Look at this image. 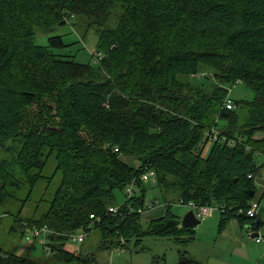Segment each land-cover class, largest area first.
<instances>
[{
	"label": "trees",
	"instance_id": "16d2710c",
	"mask_svg": "<svg viewBox=\"0 0 264 264\" xmlns=\"http://www.w3.org/2000/svg\"><path fill=\"white\" fill-rule=\"evenodd\" d=\"M66 25L95 31L91 60L63 51L73 44L63 34L49 35ZM237 83L252 96L232 97L227 109V87ZM212 127L216 140L206 136ZM11 139L21 143L13 161L0 158V206L23 183L33 188L52 156L60 180L47 210L22 213L27 193L14 213L24 235L31 225L54 231L42 242L47 258L0 246V264H94L98 247L148 250V236L180 245L175 264H202L186 249L196 230L182 225L167 194L176 190L188 207L222 206L219 230L230 219L257 226L246 209L264 170L256 160L264 153V0H0V145ZM148 169L167 201L143 223ZM93 229L94 250L65 248L63 232ZM159 256L151 264H165Z\"/></svg>",
	"mask_w": 264,
	"mask_h": 264
},
{
	"label": "rangeland",
	"instance_id": "374dc122",
	"mask_svg": "<svg viewBox=\"0 0 264 264\" xmlns=\"http://www.w3.org/2000/svg\"><path fill=\"white\" fill-rule=\"evenodd\" d=\"M83 29V26L80 27L77 25L76 28H73V25H66L57 32L50 33L49 35L56 33L63 34V38L66 43H73L72 45L66 46L63 51L68 50L75 52L76 60L86 62L92 58L91 52L95 47L97 35L92 28L86 29L85 32H83ZM47 37V34H37L35 36V40L39 44H45L47 43ZM230 96H235V98H250L252 96V91L246 88L243 84L237 83L235 85H231ZM220 121L225 122L224 119ZM20 143V140L11 139L8 141V145H10L9 148L0 145V158H7L9 162L13 161L20 147ZM210 145L211 141L206 144V151L209 149ZM256 160L259 163L264 162V153L257 154ZM128 162L132 163L134 166L139 164L138 159H134L132 161L129 160ZM11 164L15 165V163ZM54 168L55 161L52 156L44 167V176H42L39 181L36 182V185L33 188H29L28 183H23L18 189L15 190L8 189L9 186H7V190H11L9 192V194L11 193V196L8 198V201L5 205L0 206V246L5 250L18 254L29 255L38 260H45L47 258V246L44 245L40 239H26L22 227H20L15 220L14 213H16L18 208L21 206L22 200L27 195V193L29 194V198L26 201L25 207L22 209V213H26L27 215L33 212L34 209H32V206H39V208L36 209L37 213L48 209L49 201L54 194V191L60 180V176L55 173ZM144 188L146 204L148 205V202H151L153 203V208H155L146 209V212L149 211L147 214L157 217L159 216L157 207L161 206L162 214L163 209H165L164 205L167 199L161 192L159 186L156 185V177L149 178L148 180L144 181ZM137 191H140V189L137 188ZM115 195L117 200L121 199L122 197L125 198L124 190L115 191ZM167 198L168 201L171 202V208L175 213L183 216L185 212L188 211L189 207L177 200L176 190L169 192L167 194ZM214 210V208L211 209L212 213L214 212V214L217 215V210ZM20 216H22V214H20ZM145 216L142 217L143 223L151 219H146ZM205 220V218L201 219L203 222ZM97 239L98 231L93 229L89 232L88 236L85 235L83 242L79 243L77 241L68 240L65 241L64 246L70 250L84 249L85 251H92L98 245ZM208 241L211 243L210 239H208ZM210 243L207 242V244ZM143 244L148 246L149 249L136 251L133 248L122 249L120 247H98L95 252L94 264H151L154 255H160V262L162 261L165 264H175L177 262V248L180 247V245L178 246L170 239L154 238L148 236L144 238ZM197 244L198 245H195V248L196 251L199 252V247L202 245V240H200ZM260 245L264 247V241H262ZM186 249L188 252L190 251L189 243L186 246ZM211 251H213V249H211ZM214 251V253H217L219 249L216 248ZM161 257H164V260H161ZM213 258L217 259L216 257ZM234 259L236 258L230 260L233 261ZM49 263L56 264L54 260L50 261ZM232 264H238V260L236 262H232Z\"/></svg>",
	"mask_w": 264,
	"mask_h": 264
},
{
	"label": "crops",
	"instance_id": "0c3cea01",
	"mask_svg": "<svg viewBox=\"0 0 264 264\" xmlns=\"http://www.w3.org/2000/svg\"><path fill=\"white\" fill-rule=\"evenodd\" d=\"M255 183L257 191L254 197L259 200L258 223L256 227L252 229H247L246 227L242 228L236 219H230L226 222L223 229L219 230V214L216 210L214 211L217 212V215H215L214 212H210L209 215L200 218H205L206 220L204 222L200 221V223H198L199 225L196 224L194 226L196 237L189 243V252L202 264H232V262H236L237 260L238 264H264V247L260 245L262 241H255L253 235L254 231L256 232V230H259L262 237L264 236V181L260 175L255 178ZM123 200L124 197L119 199L118 202L121 203ZM151 208L153 207L146 209ZM146 209L141 212L142 217L149 213V211L146 212ZM157 209L159 212L158 214L161 215V206L157 207ZM153 217L155 216L149 214L145 216L146 219ZM208 239L211 240V243ZM200 240H202V245L199 247L198 252L196 251L195 245H198L197 243ZM207 242L211 245L207 244ZM216 248H218L219 251L214 253ZM211 249H213V251H211ZM233 258L236 259L231 261L230 259Z\"/></svg>",
	"mask_w": 264,
	"mask_h": 264
},
{
	"label": "built area",
	"instance_id": "2783aa9c",
	"mask_svg": "<svg viewBox=\"0 0 264 264\" xmlns=\"http://www.w3.org/2000/svg\"><path fill=\"white\" fill-rule=\"evenodd\" d=\"M227 91L228 93L226 94L224 98L222 106L227 109H233L235 108L236 104L233 101L232 97L230 96L231 87H227ZM219 135H220L219 130H217L214 127L206 131V136L208 137L209 140H216L219 138ZM221 138L225 139L224 136H221ZM260 176L264 181V171L261 172ZM142 178H144L145 180H148L149 178H155V171L152 169H148L144 174H142ZM132 186H133V183L126 186V196H127L126 198L132 195L133 193ZM188 205L190 206V208L194 210L198 218H203L209 215L210 212H212L211 211L212 208H214L215 210H218L220 207H222L217 204L196 205L194 202H189ZM149 207H153V204H151L150 202H148V205H147V208ZM258 209H259V200L258 198L253 197L248 203L246 214L250 217H253L255 221H258ZM117 210H118V206L116 205H111L108 207L109 212L115 213ZM53 232L54 231L48 226H46L45 224L41 226L31 225L27 227L25 238L26 239H31V238L40 239L41 242L46 243L45 241H47L46 239H47L48 234L53 233ZM254 233H257V235L254 236L255 241H258V242L264 241V238L260 234L259 230H256V232L254 231ZM62 234L67 236L69 240L77 241L79 243L82 242L85 237L84 231H67V232H63Z\"/></svg>",
	"mask_w": 264,
	"mask_h": 264
},
{
	"label": "water",
	"instance_id": "95a60500",
	"mask_svg": "<svg viewBox=\"0 0 264 264\" xmlns=\"http://www.w3.org/2000/svg\"><path fill=\"white\" fill-rule=\"evenodd\" d=\"M201 219L198 218L192 208H189L188 211L181 217V223L183 226L191 227L195 226L196 224L200 223ZM254 236L257 233L253 234Z\"/></svg>",
	"mask_w": 264,
	"mask_h": 264
}]
</instances>
